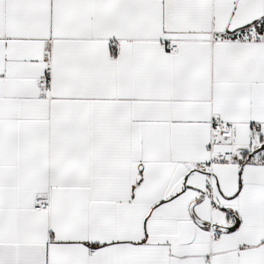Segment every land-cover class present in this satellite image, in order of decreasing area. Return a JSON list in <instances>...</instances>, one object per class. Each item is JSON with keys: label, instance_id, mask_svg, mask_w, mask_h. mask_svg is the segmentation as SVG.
I'll return each mask as SVG.
<instances>
[{"label": "snow or ice", "instance_id": "obj_1", "mask_svg": "<svg viewBox=\"0 0 264 264\" xmlns=\"http://www.w3.org/2000/svg\"><path fill=\"white\" fill-rule=\"evenodd\" d=\"M0 264H264V0H0Z\"/></svg>", "mask_w": 264, "mask_h": 264}]
</instances>
